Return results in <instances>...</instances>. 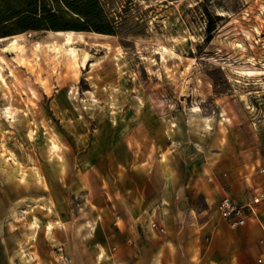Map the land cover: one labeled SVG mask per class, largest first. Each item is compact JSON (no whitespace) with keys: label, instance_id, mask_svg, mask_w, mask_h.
Masks as SVG:
<instances>
[{"label":"rangeland","instance_id":"rangeland-1","mask_svg":"<svg viewBox=\"0 0 264 264\" xmlns=\"http://www.w3.org/2000/svg\"><path fill=\"white\" fill-rule=\"evenodd\" d=\"M38 1L53 14L0 5V240L86 236L96 196L136 191L162 195L192 262L226 239L257 253L263 226L218 204L264 188V0Z\"/></svg>","mask_w":264,"mask_h":264},{"label":"crops","instance_id":"crops-1","mask_svg":"<svg viewBox=\"0 0 264 264\" xmlns=\"http://www.w3.org/2000/svg\"><path fill=\"white\" fill-rule=\"evenodd\" d=\"M176 137L174 135L172 140L176 141ZM107 194L96 196L99 217L86 236L74 227L66 229L65 226L50 229L54 241L35 237L17 240L15 232L0 240V264H47L57 245L70 253L72 264H259L258 241L256 253L252 243L234 239L224 242L225 246L234 247L233 254L209 256L194 263L192 249L182 246L174 238L173 224H163L162 195L136 191H125L120 197L116 193ZM154 219L165 226L164 232L152 226ZM23 248H27V254Z\"/></svg>","mask_w":264,"mask_h":264},{"label":"built area","instance_id":"built-area-1","mask_svg":"<svg viewBox=\"0 0 264 264\" xmlns=\"http://www.w3.org/2000/svg\"><path fill=\"white\" fill-rule=\"evenodd\" d=\"M264 171V166L260 168ZM252 185V192L245 201H237L232 196L224 194L218 204V211L224 221L233 229H238L247 226L251 222L260 223L263 228L261 216L264 209V188L257 184ZM152 226L160 232L165 231V226L157 220L152 221ZM260 253L257 256V262L264 264V235L258 240ZM59 263L71 264V257L63 246H59Z\"/></svg>","mask_w":264,"mask_h":264},{"label":"trees","instance_id":"trees-1","mask_svg":"<svg viewBox=\"0 0 264 264\" xmlns=\"http://www.w3.org/2000/svg\"><path fill=\"white\" fill-rule=\"evenodd\" d=\"M13 0H0V5H5L6 3L10 4L12 3ZM21 0H16V3H20ZM21 5L24 3H20ZM18 5L19 8H16L14 11V14L8 15L4 21H7L13 17H15L16 20H21V19H27V17H31L32 19L38 17L39 13L42 12V15H44V18H46L49 14H53L52 9H48L46 7H41L39 5L38 0H32L28 5ZM68 8H70L74 13L82 14L85 15V13L81 10V8L77 5L75 2H70L66 4ZM33 24H28L26 25V28H32ZM58 32H74V29H58L56 30ZM79 31V30H76ZM2 38V37H0Z\"/></svg>","mask_w":264,"mask_h":264},{"label":"bare ground","instance_id":"bare-ground-1","mask_svg":"<svg viewBox=\"0 0 264 264\" xmlns=\"http://www.w3.org/2000/svg\"><path fill=\"white\" fill-rule=\"evenodd\" d=\"M1 39V38H0ZM1 41V40H0Z\"/></svg>","mask_w":264,"mask_h":264}]
</instances>
